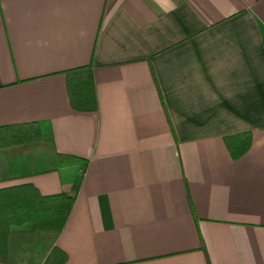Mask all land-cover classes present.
Segmentation results:
<instances>
[{
    "label": "crops",
    "instance_id": "0c3cea01",
    "mask_svg": "<svg viewBox=\"0 0 264 264\" xmlns=\"http://www.w3.org/2000/svg\"><path fill=\"white\" fill-rule=\"evenodd\" d=\"M90 63L78 112L65 72ZM32 121L90 162L67 264H264V0H0V127ZM37 160L1 150L0 188L71 189Z\"/></svg>",
    "mask_w": 264,
    "mask_h": 264
},
{
    "label": "trees",
    "instance_id": "16d2710c",
    "mask_svg": "<svg viewBox=\"0 0 264 264\" xmlns=\"http://www.w3.org/2000/svg\"><path fill=\"white\" fill-rule=\"evenodd\" d=\"M65 74L72 108L78 112L98 111L99 98L94 64L70 69ZM226 143L232 158L239 160L252 146V133L242 132L229 136ZM1 150L10 159L27 157L30 174L40 172L36 158L38 153L46 155L47 172L77 168V173L69 191L54 194H42L33 183L0 188V262L15 264L14 240L17 243L22 235H35L49 239L51 243L40 247L42 254L40 253L37 260L33 259L32 264H67L68 255L56 244V240L67 225L90 162L74 155L59 153L54 142L43 136L38 121L0 127ZM39 249L34 247L31 251L37 253ZM19 256L22 258V254Z\"/></svg>",
    "mask_w": 264,
    "mask_h": 264
},
{
    "label": "rangeland",
    "instance_id": "374dc122",
    "mask_svg": "<svg viewBox=\"0 0 264 264\" xmlns=\"http://www.w3.org/2000/svg\"><path fill=\"white\" fill-rule=\"evenodd\" d=\"M39 154L40 153L36 154V158H38ZM25 227L28 228L29 226H25ZM22 236H24V237H22ZM22 236H20L17 243L15 240L13 242V249H14L13 262L15 264H32V263H34L32 260L33 259L37 260L40 256V253L42 250L40 247L48 246L51 243V241L49 239L40 238L39 236H35V235L34 236L22 235ZM28 237H31V238H28ZM34 247H36L37 249L40 248L37 251V253H34L35 251H33V252L31 251ZM19 254H22V258L19 256ZM24 258H27V259H24Z\"/></svg>",
    "mask_w": 264,
    "mask_h": 264
}]
</instances>
